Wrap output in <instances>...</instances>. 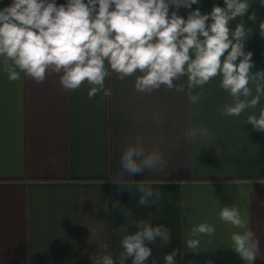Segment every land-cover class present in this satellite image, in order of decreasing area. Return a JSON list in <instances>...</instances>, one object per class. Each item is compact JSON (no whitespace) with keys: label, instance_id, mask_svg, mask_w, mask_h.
<instances>
[{"label":"crops","instance_id":"1","mask_svg":"<svg viewBox=\"0 0 264 264\" xmlns=\"http://www.w3.org/2000/svg\"><path fill=\"white\" fill-rule=\"evenodd\" d=\"M11 2L0 0V9ZM223 3L200 0L191 10L208 13ZM191 10L180 8L178 14L186 18ZM253 11L255 23L248 19ZM241 19L253 29L245 41V51L253 53L252 71L264 70L261 0H251L248 13L232 26ZM134 80L113 74L105 81L111 95L101 92L90 99L87 84L67 92L54 73L42 84L23 76L11 82L0 63V264H93L91 257L106 254L118 261L121 225L135 232V222L149 213L154 226L171 230V243L167 248L158 247V241L149 244L152 256L146 264H164L163 257L174 249L180 251L177 264H246L230 248L231 233L240 229L219 219L223 206L240 209L264 257V132L245 118L259 114L264 96L257 108L226 117L220 109L232 101L219 87V77L193 90L203 91L198 104L188 99L186 78L176 82L185 85L183 93L165 87L138 93ZM200 124L214 139L191 142L181 135ZM137 135L149 148L159 147L167 164L163 171L125 179L146 181L159 191L158 206L140 207L135 185L128 191L111 179L120 171L122 151ZM116 201L119 208L113 207ZM203 222L213 224L215 234L202 235L199 248H187L188 232Z\"/></svg>","mask_w":264,"mask_h":264},{"label":"clouds","instance_id":"2","mask_svg":"<svg viewBox=\"0 0 264 264\" xmlns=\"http://www.w3.org/2000/svg\"><path fill=\"white\" fill-rule=\"evenodd\" d=\"M200 0H12L0 9V63L9 81L24 78L37 84L45 82L49 73L59 76L61 87L74 92L82 85L89 86L88 97L103 92L110 96L105 81L113 74L118 79L135 77L134 89L151 94L165 87L178 93L185 91L188 99L198 104L203 91L194 89L219 77V87L231 97V103L220 109L226 117H240L248 109H255L264 96V70L253 72V53L245 51V41L253 29L243 19L232 26L237 17L249 11L251 0H224L223 6L214 5L208 13L200 8L191 10ZM264 5V0H261ZM190 9L187 17L179 9ZM170 9H174L171 10ZM248 19L256 22L253 11ZM264 37V21L259 23ZM255 91V95L253 94ZM247 123L264 132V108L258 115L250 114ZM245 118L242 120L244 121ZM157 123L162 121L153 114ZM185 140L214 139L213 132L204 124L182 130ZM167 164L165 153L159 147H148L137 135L122 151L120 171L111 178L121 189L136 186L140 193V207L151 203L159 205L161 193L146 186V181L125 179L148 171H163ZM264 207V202L261 204ZM107 207V204H105ZM119 208V201L114 202ZM98 212L99 210L96 209ZM128 211L124 209L125 217ZM153 214L136 221L135 232L121 225L122 251L118 261L111 254L91 257L93 264H146L152 256L149 244L159 242L167 248L171 230L164 224L153 225ZM219 219L240 231L232 232L230 248L246 262L253 264L261 257V242L256 233L235 206H223ZM213 224L203 222L188 232L185 246L197 249L200 237H212ZM179 249L164 257V264H177Z\"/></svg>","mask_w":264,"mask_h":264}]
</instances>
